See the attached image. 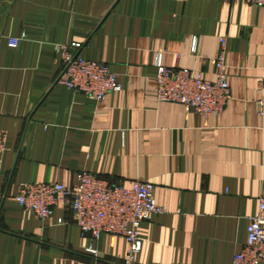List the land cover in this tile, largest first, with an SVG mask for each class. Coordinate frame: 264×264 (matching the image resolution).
<instances>
[{
  "label": "crops",
  "instance_id": "1",
  "mask_svg": "<svg viewBox=\"0 0 264 264\" xmlns=\"http://www.w3.org/2000/svg\"><path fill=\"white\" fill-rule=\"evenodd\" d=\"M220 39L224 111L203 118L158 102L156 56L213 80ZM70 44L106 64L120 91L96 102L57 84L56 48ZM0 130V264H127L126 240L84 235L65 200L44 221L15 201L21 184L71 186L81 173L153 184L165 212L141 224L130 264H232L264 196V9L244 0H0Z\"/></svg>",
  "mask_w": 264,
  "mask_h": 264
},
{
  "label": "built area",
  "instance_id": "2",
  "mask_svg": "<svg viewBox=\"0 0 264 264\" xmlns=\"http://www.w3.org/2000/svg\"><path fill=\"white\" fill-rule=\"evenodd\" d=\"M172 1L186 3L190 0ZM244 1L264 9V0ZM18 44V39H8L9 48H16ZM220 45L218 54L209 60L213 67V80H207L187 68H168L158 54L155 59L157 101L179 105L186 114L203 118L220 115L231 98L225 63V39H220ZM81 48V44L56 48L62 66L57 84L96 102L118 93L120 84L117 76L106 64L83 59L79 54ZM6 139V132L0 130V155L5 151ZM153 192L154 186L149 182L134 181L129 187H124L112 180L81 173L77 176L76 184L71 186L58 183L21 184L15 201L44 221L52 217L59 201L65 200L75 225L84 235L93 240L102 234L123 237L128 244L126 263L130 264L140 250L141 224L165 212L155 203ZM89 251L96 258L95 252ZM232 264H264V196L259 198L257 214L247 220L245 246L234 256Z\"/></svg>",
  "mask_w": 264,
  "mask_h": 264
}]
</instances>
